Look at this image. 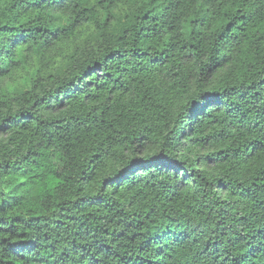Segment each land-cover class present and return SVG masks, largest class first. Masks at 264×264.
<instances>
[{
  "label": "trees",
  "instance_id": "16d2710c",
  "mask_svg": "<svg viewBox=\"0 0 264 264\" xmlns=\"http://www.w3.org/2000/svg\"><path fill=\"white\" fill-rule=\"evenodd\" d=\"M0 264H264V0H0Z\"/></svg>",
  "mask_w": 264,
  "mask_h": 264
}]
</instances>
